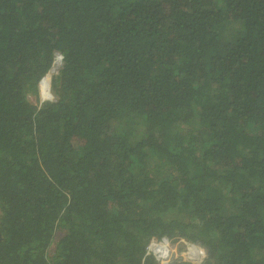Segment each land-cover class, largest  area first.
<instances>
[{"label":"trees","instance_id":"1","mask_svg":"<svg viewBox=\"0 0 264 264\" xmlns=\"http://www.w3.org/2000/svg\"><path fill=\"white\" fill-rule=\"evenodd\" d=\"M0 231V264H264V0H0Z\"/></svg>","mask_w":264,"mask_h":264},{"label":"built area","instance_id":"2","mask_svg":"<svg viewBox=\"0 0 264 264\" xmlns=\"http://www.w3.org/2000/svg\"><path fill=\"white\" fill-rule=\"evenodd\" d=\"M57 61H59L60 65L57 70H54ZM63 64L64 61L62 54L60 52H55L51 67L39 82L40 100L37 104L39 107L47 102H57V98L53 94L52 90V81L54 77L59 75L61 69L63 68ZM43 82L46 84V93L44 94L41 91ZM57 234L60 233L55 234L53 240L54 244L56 238H58L56 241L58 242L62 236V234H60V236L57 237ZM146 258H152L157 264H171L173 261L199 264L205 260L206 252L202 247L185 238H180L177 241H173L168 236H162L153 237L149 240L145 248L144 259Z\"/></svg>","mask_w":264,"mask_h":264},{"label":"rangeland","instance_id":"3","mask_svg":"<svg viewBox=\"0 0 264 264\" xmlns=\"http://www.w3.org/2000/svg\"><path fill=\"white\" fill-rule=\"evenodd\" d=\"M33 99H34V98H33ZM37 100H38V101H37ZM37 100H34L33 103H34V104H37V102L39 103L40 96L37 98ZM59 236H60V234H57V237H59ZM57 240H58V238H56L55 243H56ZM54 246H55V244H54V242H52L51 247H52L53 249L51 248L52 251H50V252L48 253V257H49V258L51 257V255H52L53 252L55 251V250H54V248H55Z\"/></svg>","mask_w":264,"mask_h":264},{"label":"bare ground","instance_id":"4","mask_svg":"<svg viewBox=\"0 0 264 264\" xmlns=\"http://www.w3.org/2000/svg\"><path fill=\"white\" fill-rule=\"evenodd\" d=\"M59 65H60V63H59V61H57L56 64H55L54 70H57L59 68ZM41 91H42L43 94L46 93V84H45V82L42 83Z\"/></svg>","mask_w":264,"mask_h":264},{"label":"water","instance_id":"5","mask_svg":"<svg viewBox=\"0 0 264 264\" xmlns=\"http://www.w3.org/2000/svg\"><path fill=\"white\" fill-rule=\"evenodd\" d=\"M2 240V234H1V231H0V241Z\"/></svg>","mask_w":264,"mask_h":264},{"label":"clouds","instance_id":"6","mask_svg":"<svg viewBox=\"0 0 264 264\" xmlns=\"http://www.w3.org/2000/svg\"><path fill=\"white\" fill-rule=\"evenodd\" d=\"M190 264H192V263H190Z\"/></svg>","mask_w":264,"mask_h":264}]
</instances>
